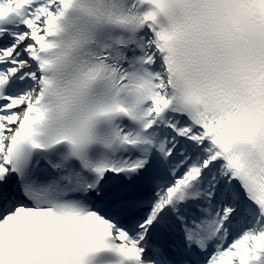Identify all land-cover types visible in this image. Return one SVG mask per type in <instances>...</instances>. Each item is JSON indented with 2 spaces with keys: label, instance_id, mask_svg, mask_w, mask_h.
<instances>
[{
  "label": "snow or ice",
  "instance_id": "6c2138e0",
  "mask_svg": "<svg viewBox=\"0 0 264 264\" xmlns=\"http://www.w3.org/2000/svg\"><path fill=\"white\" fill-rule=\"evenodd\" d=\"M0 264H264V0H0Z\"/></svg>",
  "mask_w": 264,
  "mask_h": 264
}]
</instances>
